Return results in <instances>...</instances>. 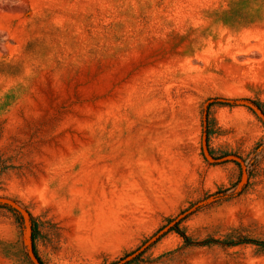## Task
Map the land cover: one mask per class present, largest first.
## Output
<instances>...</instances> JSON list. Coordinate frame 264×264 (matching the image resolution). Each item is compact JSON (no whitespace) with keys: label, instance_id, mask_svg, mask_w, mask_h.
<instances>
[{"label":"rangeland","instance_id":"rangeland-1","mask_svg":"<svg viewBox=\"0 0 264 264\" xmlns=\"http://www.w3.org/2000/svg\"><path fill=\"white\" fill-rule=\"evenodd\" d=\"M169 225L126 264H264V0H0V264Z\"/></svg>","mask_w":264,"mask_h":264},{"label":"water","instance_id":"water-1","mask_svg":"<svg viewBox=\"0 0 264 264\" xmlns=\"http://www.w3.org/2000/svg\"><path fill=\"white\" fill-rule=\"evenodd\" d=\"M182 217V216H181ZM181 217L177 218L174 221V224H177L178 221H180ZM172 225L167 226L166 228L162 229L161 231H159L155 236H153L146 244H144L143 246H141L138 250L134 251L133 253H131L130 255L126 256L125 258H123L122 260H120L119 262L115 263V264H126L132 260H134L138 255H140L148 246H150L153 242H155L156 240H158L166 231H168L171 228ZM35 261L37 264H42L40 262V260L38 259V257L35 255Z\"/></svg>","mask_w":264,"mask_h":264},{"label":"trees","instance_id":"trees-1","mask_svg":"<svg viewBox=\"0 0 264 264\" xmlns=\"http://www.w3.org/2000/svg\"><path fill=\"white\" fill-rule=\"evenodd\" d=\"M176 229H178L179 233L185 238V240L188 242V243H192V240L191 238L186 234L184 233L183 231L179 230L178 228V225L175 226ZM264 245V242H260ZM38 259L40 260V262L42 263V260L41 258L37 255Z\"/></svg>","mask_w":264,"mask_h":264}]
</instances>
